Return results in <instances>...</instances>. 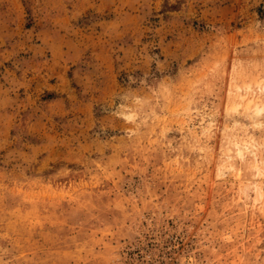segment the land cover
<instances>
[{"label": "rangeland", "instance_id": "obj_1", "mask_svg": "<svg viewBox=\"0 0 264 264\" xmlns=\"http://www.w3.org/2000/svg\"><path fill=\"white\" fill-rule=\"evenodd\" d=\"M254 181L264 0H0V264H264Z\"/></svg>", "mask_w": 264, "mask_h": 264}, {"label": "bare ground", "instance_id": "obj_2", "mask_svg": "<svg viewBox=\"0 0 264 264\" xmlns=\"http://www.w3.org/2000/svg\"><path fill=\"white\" fill-rule=\"evenodd\" d=\"M241 99H243V98H241ZM246 104V107H247V109L245 108V110H248V108L253 104V102L250 100L248 103L247 102H245ZM235 108H234V110L235 111H238L237 109V107L236 106H234ZM233 108V107H232ZM232 111V110H231ZM255 111H259V109L258 108H255ZM259 115V114H258ZM211 118V117H210ZM212 119V118H211ZM209 121H211V120H209ZM211 125V124H210ZM212 128V127H211ZM234 147L236 148V151H237V154L239 155V156H242V154L245 152V151H247L248 150V145L246 144V143H236L235 145H234ZM230 171V170H229ZM259 171V170H258ZM227 172V171H226ZM226 172H225V174H226ZM231 172V171H230ZM229 172V175L232 173H230ZM221 173V175H225V174H223V172H220ZM257 175H260V172L259 173H257ZM230 177V176H229ZM253 189H254V192H255V194L257 195V198L259 199V201L261 200V201H264V186L263 185H260V184H256V182L254 181L253 182ZM250 189V187H248V185L246 186V185H241V190H242V193H244L245 194V196H247V194H248V190ZM250 191V190H249Z\"/></svg>", "mask_w": 264, "mask_h": 264}]
</instances>
